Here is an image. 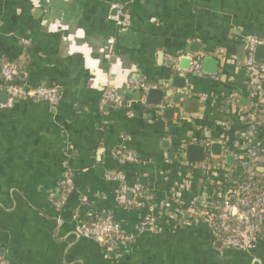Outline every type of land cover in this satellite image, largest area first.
Segmentation results:
<instances>
[{
    "label": "crops",
    "instance_id": "1",
    "mask_svg": "<svg viewBox=\"0 0 264 264\" xmlns=\"http://www.w3.org/2000/svg\"><path fill=\"white\" fill-rule=\"evenodd\" d=\"M114 4L123 6L129 25L110 20ZM253 37H264V0H0V104L7 62L24 65L16 83L59 94L55 106L20 100L0 109L4 262L264 264V236L249 252H220L207 223L188 212L199 192H224L235 164L226 157L247 141L249 113L264 109V84L246 67ZM180 54L212 57L218 66L187 80L184 93L199 100L197 114L183 115L163 98V109L175 110L169 120L128 80L176 95L182 83L173 78L184 76L171 63ZM105 90L122 106L103 105ZM259 136L264 143V131ZM190 143L207 148L212 163L205 171L186 167L179 147ZM212 144L221 145L220 156L210 153ZM118 150L137 163L118 165ZM66 171L72 191L59 205L57 183ZM107 172L123 173L125 184L153 197L158 230L138 233L141 212L118 207V185L104 179ZM94 217L117 222L132 237L128 249L108 258L81 237L77 226Z\"/></svg>",
    "mask_w": 264,
    "mask_h": 264
},
{
    "label": "built area",
    "instance_id": "2",
    "mask_svg": "<svg viewBox=\"0 0 264 264\" xmlns=\"http://www.w3.org/2000/svg\"><path fill=\"white\" fill-rule=\"evenodd\" d=\"M110 11L112 14L110 20L116 27L130 24V18L124 12L122 5H111ZM260 44L264 45V37H253L248 40L246 67L255 73L257 78L259 77L258 81L261 85L264 84V66H258L253 61L254 49ZM180 59L189 61V68L186 71H181L177 67ZM201 59L202 57L198 55L180 54L172 60L173 71L183 76L191 74L200 76ZM20 74V67L13 62H7L1 67L2 88L6 93V101L0 104V109L11 108L20 100L43 101L52 106L58 103L59 94L55 87H26L24 84L16 83ZM128 85L130 88L145 92L156 88L133 80H128ZM101 103L122 106V101L109 90L102 93ZM163 106L165 107L164 103L158 105L157 109L162 110ZM249 114L250 130L247 141L233 156L235 164L232 168V178L224 192L209 194L201 191L193 199L188 210L207 223L215 247L220 252H249L264 236V143L259 136L264 131V109L261 112L253 111ZM113 155L118 165L137 163L136 157L131 152L118 150ZM211 163V157L206 155L201 163L186 162L185 165L191 169L205 171ZM104 179L118 185L115 200L120 209L141 212L136 223L138 233L157 229L153 213L154 199L145 193L144 188L139 184H125V177L121 172H107ZM57 186L59 198L57 203L61 205L72 191V180L67 171ZM77 233L83 238L98 243L108 258H116L121 249H128L132 243V237L124 233L120 225L111 217H94L89 224L83 222L77 226ZM0 264H6L2 257H0Z\"/></svg>",
    "mask_w": 264,
    "mask_h": 264
},
{
    "label": "water",
    "instance_id": "3",
    "mask_svg": "<svg viewBox=\"0 0 264 264\" xmlns=\"http://www.w3.org/2000/svg\"><path fill=\"white\" fill-rule=\"evenodd\" d=\"M192 47H196L195 44L191 45ZM193 49V48H192ZM191 52L196 53L195 49H193ZM253 61L258 66H264V45H256L253 53ZM189 61L187 59H180L179 60V66L178 68L181 71H186L189 68ZM210 65L218 66V62L212 58H202L201 59V72L204 73L205 69L208 68ZM211 70V69H210ZM217 72V67L213 71L209 72L210 74L214 75ZM180 76V75H179ZM190 76H196L195 74L186 75L182 78H179L178 76H175L173 78L174 81H181L182 84L178 87V90L180 93H177L176 95H171V92H165L163 93L160 90H154L150 89L147 91V100L150 98L155 99L154 101H151L154 104L160 105L163 98H172V102L176 106H180L181 113L183 115H195L198 113L200 102L198 99L191 96L188 92L184 93L185 87L187 85V80ZM6 96V93H4ZM163 112L167 114L168 117H165L166 119L172 120L174 118L175 110L174 108H164ZM181 115V114H180ZM182 116V115H181ZM181 122V117L175 119V124H179ZM170 131L174 130L172 127L169 128ZM180 153L184 156V160L190 164H198L204 161L206 154H207V148L204 147V145H200L198 143H190L187 145H183L182 147H179ZM210 153L214 156H220L222 147L219 144H212L210 145ZM226 160L228 163L233 164V157H226Z\"/></svg>",
    "mask_w": 264,
    "mask_h": 264
},
{
    "label": "trees",
    "instance_id": "4",
    "mask_svg": "<svg viewBox=\"0 0 264 264\" xmlns=\"http://www.w3.org/2000/svg\"><path fill=\"white\" fill-rule=\"evenodd\" d=\"M18 65V64H17ZM19 67H20V72L22 73V72H24L23 71V69H22V67H24V65H18ZM86 224H89V223H91V220H88V221H86L85 222Z\"/></svg>",
    "mask_w": 264,
    "mask_h": 264
},
{
    "label": "clouds",
    "instance_id": "5",
    "mask_svg": "<svg viewBox=\"0 0 264 264\" xmlns=\"http://www.w3.org/2000/svg\"><path fill=\"white\" fill-rule=\"evenodd\" d=\"M54 30V29H53ZM78 35L82 36L83 35V32H79Z\"/></svg>",
    "mask_w": 264,
    "mask_h": 264
}]
</instances>
